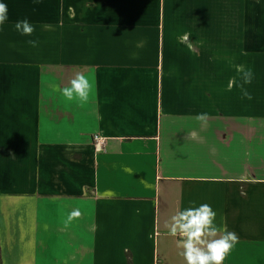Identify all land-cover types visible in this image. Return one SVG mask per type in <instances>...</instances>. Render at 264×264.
I'll list each match as a JSON object with an SVG mask.
<instances>
[{"label":"crops","instance_id":"0c3cea01","mask_svg":"<svg viewBox=\"0 0 264 264\" xmlns=\"http://www.w3.org/2000/svg\"><path fill=\"white\" fill-rule=\"evenodd\" d=\"M0 2L1 264H186L167 225L205 203L238 236L223 264H264V49L246 20L264 0ZM77 72L86 102L53 87Z\"/></svg>","mask_w":264,"mask_h":264},{"label":"clouds","instance_id":"9594fccd","mask_svg":"<svg viewBox=\"0 0 264 264\" xmlns=\"http://www.w3.org/2000/svg\"><path fill=\"white\" fill-rule=\"evenodd\" d=\"M8 7L0 2V25H3L8 19ZM15 29L22 35L31 36L35 31L34 26L27 18L15 23ZM187 41L188 37L185 36ZM28 43L35 47L37 41L29 40ZM191 48V44H189ZM237 71L241 73L243 83L240 85L242 98L252 99L251 94L244 88V84H250L253 79L251 69H245L242 65L237 66ZM231 84L229 88H231ZM58 91L68 100L74 97L80 101H87L93 84L90 79L81 72H77L71 79L70 85L59 88L54 85ZM196 119L207 123V113L198 114ZM131 171L130 169H125ZM108 195H112L108 193ZM82 215L78 208H74L68 215V221L79 218ZM216 212L208 204L188 207L177 211L170 217L167 227L169 234L178 237L177 247L182 251L180 255L184 258L186 264H223L226 255L233 248L238 240L236 233L228 231L227 227L220 228L215 223Z\"/></svg>","mask_w":264,"mask_h":264},{"label":"rangeland","instance_id":"374dc122","mask_svg":"<svg viewBox=\"0 0 264 264\" xmlns=\"http://www.w3.org/2000/svg\"><path fill=\"white\" fill-rule=\"evenodd\" d=\"M263 0H257V2L262 5ZM259 5V4H258ZM258 9H255L257 11ZM247 22H255L256 23V39H255V48L257 54L262 53L264 49V15L255 14L254 16L246 15Z\"/></svg>","mask_w":264,"mask_h":264},{"label":"built area","instance_id":"2783aa9c","mask_svg":"<svg viewBox=\"0 0 264 264\" xmlns=\"http://www.w3.org/2000/svg\"><path fill=\"white\" fill-rule=\"evenodd\" d=\"M92 140H93V145L97 148V150H100L103 148V146L105 145V140L103 137L94 134L92 136ZM178 238V237H177Z\"/></svg>","mask_w":264,"mask_h":264},{"label":"trees","instance_id":"16d2710c","mask_svg":"<svg viewBox=\"0 0 264 264\" xmlns=\"http://www.w3.org/2000/svg\"><path fill=\"white\" fill-rule=\"evenodd\" d=\"M0 264H1V252H0Z\"/></svg>","mask_w":264,"mask_h":264}]
</instances>
